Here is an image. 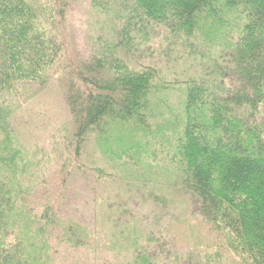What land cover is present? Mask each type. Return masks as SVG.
Segmentation results:
<instances>
[{
	"label": "trees",
	"instance_id": "obj_1",
	"mask_svg": "<svg viewBox=\"0 0 264 264\" xmlns=\"http://www.w3.org/2000/svg\"><path fill=\"white\" fill-rule=\"evenodd\" d=\"M112 5L124 26L120 40L73 60L65 0H0V264H59L66 250L101 246L58 203L36 201L29 154L13 126L21 90L55 79L72 126L62 144L73 147L76 162L92 140L113 169L166 162L193 198L190 210L216 244L189 249L181 264H264V0ZM154 27L171 41L169 60L175 47L191 57L197 48L216 54L221 65L208 63L212 78L169 80L153 61L128 59L149 44ZM18 188L30 199H15ZM12 227L19 234L9 242ZM147 244L132 226L103 248L128 258L124 264H158Z\"/></svg>",
	"mask_w": 264,
	"mask_h": 264
},
{
	"label": "rangeland",
	"instance_id": "obj_2",
	"mask_svg": "<svg viewBox=\"0 0 264 264\" xmlns=\"http://www.w3.org/2000/svg\"><path fill=\"white\" fill-rule=\"evenodd\" d=\"M65 1L68 4L65 34L71 59L83 60L94 47L120 40L124 26L117 20L118 7L112 5L114 0ZM154 30L148 33L151 37L149 44L141 46L135 54L131 50L128 59L134 55V62L139 57L146 62L153 61L169 80L196 75L212 78L208 63H213L211 60L216 54L205 52L204 57L197 48L191 57L190 52L183 53L175 47L169 60L164 49L171 41L163 36L162 30L161 33L156 27ZM140 37L138 34L137 38ZM125 51L126 48L121 56L127 58ZM214 61L221 65L220 59ZM59 81L55 79L45 88L21 90L23 103L13 116L18 140L29 154V183L35 188L36 201L58 203L63 216L95 231L98 244L101 243L97 253L93 252L94 246L93 250H66L58 263L124 264L128 258L116 256L103 246L124 228L132 226L144 241H148L149 253L159 261L158 264H181L189 249L213 247L216 235L192 213L193 198L179 186L177 176L168 172L166 162L155 161L142 168L113 169L101 157L93 140L82 151L79 163L75 161L73 147L67 143L64 148L62 144L72 126ZM78 169H82L86 176ZM108 174L111 178H100ZM21 190H16L18 194L14 198L20 199L22 193L23 197L30 199ZM15 203L20 206L17 201ZM11 230L9 242L15 233L19 234L17 227Z\"/></svg>",
	"mask_w": 264,
	"mask_h": 264
}]
</instances>
